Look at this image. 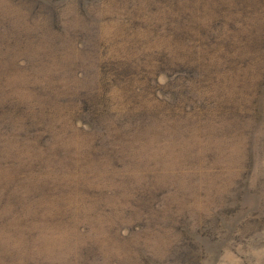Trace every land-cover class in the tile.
Segmentation results:
<instances>
[{
    "label": "rangeland",
    "instance_id": "rangeland-1",
    "mask_svg": "<svg viewBox=\"0 0 264 264\" xmlns=\"http://www.w3.org/2000/svg\"><path fill=\"white\" fill-rule=\"evenodd\" d=\"M0 264H264V0H0Z\"/></svg>",
    "mask_w": 264,
    "mask_h": 264
}]
</instances>
